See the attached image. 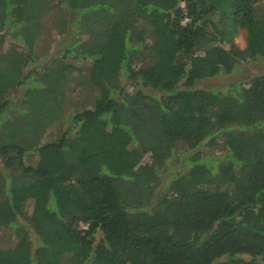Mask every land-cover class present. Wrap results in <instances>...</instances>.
Instances as JSON below:
<instances>
[{
	"label": "trees",
	"instance_id": "1",
	"mask_svg": "<svg viewBox=\"0 0 264 264\" xmlns=\"http://www.w3.org/2000/svg\"><path fill=\"white\" fill-rule=\"evenodd\" d=\"M259 60L264 0H0V264H264V74L194 87Z\"/></svg>",
	"mask_w": 264,
	"mask_h": 264
},
{
	"label": "rangeland",
	"instance_id": "2",
	"mask_svg": "<svg viewBox=\"0 0 264 264\" xmlns=\"http://www.w3.org/2000/svg\"><path fill=\"white\" fill-rule=\"evenodd\" d=\"M44 30H45L44 32L45 36L40 40H38L37 42L36 54H38L39 56L38 63L40 65L41 64L43 65L46 61H48L51 58L50 56L46 59H42L44 54L50 53V55L52 56L54 55V50H52V43H51L53 37H51L52 34L49 33L51 31L50 24L46 23L44 25ZM233 42L235 46L240 49L244 47L245 45L244 32L242 30H239L237 32ZM5 46L3 45L2 47L5 48ZM73 65H76V63H74ZM81 65L82 64L78 63L76 65L78 70H74L73 73L70 75L69 85L66 89L67 91L66 93H68L71 98L67 99L66 101V107H65V110L67 109L66 111H70L72 109L76 110V108L80 109L81 104L84 103V101L81 100L80 98L86 95V93L88 92L87 91L88 88L90 89V85L86 83V81L83 78L84 77L83 74H85L86 71L84 69V66ZM33 66L35 67L36 65L34 64L29 65V67H33ZM236 67L237 68L235 69V71H233L230 74L227 75L218 74L217 76H214L212 78L201 80L199 82H196L194 87L198 89H218V90H226V87L229 84H239L243 87L246 86L245 82L247 81V79L264 74V60H259L256 62L248 61L247 63L243 62ZM121 86L124 88L126 87V89L129 90L128 83L124 79L121 80ZM79 87L82 88V91L75 94V92L79 90ZM90 92H91V96H93L94 91L90 89ZM85 104H88L87 101ZM59 128H60V122L53 124L51 127L47 129V134L45 138L51 139L55 137L58 133ZM80 129L83 130V127H81ZM222 148L223 146L221 145V141L219 140L217 144H215L213 147L210 145H203L201 150L204 153H215V152H220ZM143 160L145 161L148 160V156L144 155ZM176 168L177 166H175L174 164L170 165L171 171L175 170ZM29 208H30V203L28 202L25 206L26 212L29 211ZM14 240H15L14 234L10 229L6 227L4 228L0 227V247H5L7 245H10L11 243L14 242Z\"/></svg>",
	"mask_w": 264,
	"mask_h": 264
}]
</instances>
